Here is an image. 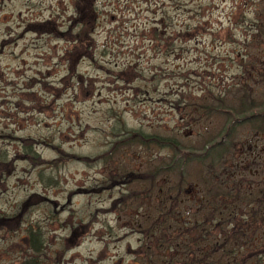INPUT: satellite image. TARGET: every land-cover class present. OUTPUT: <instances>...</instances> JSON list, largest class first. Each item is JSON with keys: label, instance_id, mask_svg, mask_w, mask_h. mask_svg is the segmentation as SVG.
<instances>
[{"label": "rangeland", "instance_id": "1", "mask_svg": "<svg viewBox=\"0 0 264 264\" xmlns=\"http://www.w3.org/2000/svg\"><path fill=\"white\" fill-rule=\"evenodd\" d=\"M92 5L89 41L75 47V0H0V216L20 214L16 230L0 229V264H19L28 253V227L41 233L40 264H142L131 212L119 216L111 206L131 186L114 179L121 167L142 172L167 152L131 146L104 162L94 158L107 152L119 126L164 136L203 132L183 109L201 88L229 101L231 84L261 86L259 61L252 57L242 69L234 58L250 34L244 0ZM27 140L37 154L31 160ZM263 148L264 138L243 132L224 167L242 168ZM248 166L246 180L264 179V168Z\"/></svg>", "mask_w": 264, "mask_h": 264}, {"label": "trees", "instance_id": "2", "mask_svg": "<svg viewBox=\"0 0 264 264\" xmlns=\"http://www.w3.org/2000/svg\"><path fill=\"white\" fill-rule=\"evenodd\" d=\"M75 1L76 47L89 41L95 11L93 0ZM244 4L252 13L250 34L242 45L245 53L234 58L242 69L252 67V57L259 61L261 86L251 89L242 81L231 84L225 90L229 101L224 94L201 88L197 102H185L183 109L194 115V124L203 132L190 137L171 131L164 136L119 126L107 152L94 158L93 162H104L131 146L149 154L153 148L167 152L164 159L150 161L142 172L128 173L121 167L114 179V183L131 186L111 206L119 216L131 212L128 228L142 237V264H248L264 257V179L248 181L242 172L248 165L264 168V148L242 168L224 167L243 132L264 138V0H244ZM183 33L181 36L187 32ZM244 58H248L247 64ZM212 122L218 124L211 128ZM32 144L31 140L25 143L29 160L37 157ZM186 188L194 193L188 196ZM19 215L0 216V229L7 233L16 230ZM26 234L28 253L19 264H40V230L28 227Z\"/></svg>", "mask_w": 264, "mask_h": 264}]
</instances>
